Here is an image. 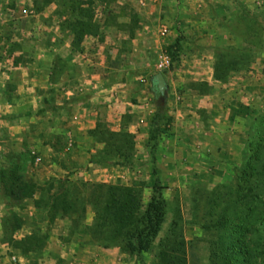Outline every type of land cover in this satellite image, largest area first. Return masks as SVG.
Wrapping results in <instances>:
<instances>
[{
    "label": "crops",
    "instance_id": "1",
    "mask_svg": "<svg viewBox=\"0 0 264 264\" xmlns=\"http://www.w3.org/2000/svg\"><path fill=\"white\" fill-rule=\"evenodd\" d=\"M97 3L105 9L101 19L94 14ZM56 8L52 2L38 10L30 0L28 7L17 6L10 33L0 22V130L7 135L0 139V171L11 165L8 153L22 159L24 148L31 153L39 169L29 174L35 191L26 199L28 209L47 214L50 198L75 184L137 186L143 196L144 179L130 184L125 174L145 159L185 164L215 180L232 177L249 121L264 111V59L247 68L238 64L225 76L217 67L228 60L224 49L264 52V42L244 37L264 33V0H95L91 26L76 43ZM162 26L169 27L165 37ZM162 52L177 54L163 75L164 95L152 70ZM160 98L157 126L164 133L152 153ZM98 127L134 136L130 166L99 160ZM152 177L151 190L158 179ZM54 210L52 224L62 231L29 251L32 264H127L119 248H104L84 233L94 218L90 206L76 234H63L74 219Z\"/></svg>",
    "mask_w": 264,
    "mask_h": 264
},
{
    "label": "rangeland",
    "instance_id": "2",
    "mask_svg": "<svg viewBox=\"0 0 264 264\" xmlns=\"http://www.w3.org/2000/svg\"><path fill=\"white\" fill-rule=\"evenodd\" d=\"M28 1L0 0V12H4L0 22L5 24V32L10 33L11 18L17 12V6L28 7ZM44 1L35 0L38 7ZM94 9V14L101 19L105 9L98 3ZM40 21L44 23L45 19ZM244 37L245 41L264 42L262 30ZM237 53L246 59L244 68L260 57L264 59V52L259 50L244 49ZM6 136V132L0 130V139ZM25 149L22 151L23 159L14 153L7 154L11 160L9 169L16 171L23 182L31 183L33 179L29 174L34 175L39 167L34 168L32 155ZM2 156L4 154L0 150V158ZM144 161L130 168L125 178L130 184L137 178L144 179L143 202H147L152 191L148 178L157 175L166 208L159 235L150 251L143 256L142 264H158L157 256L164 243L169 246L181 244L178 249L182 248L184 252L185 264H264V111L249 121L246 145L238 161L231 164L230 178H206L199 172L188 171L185 164ZM78 187L76 184L68 185L66 201H73ZM87 187L91 190L90 185ZM27 207L28 200L16 203L0 186V264H32L34 260L29 251L45 247L49 236L55 237L60 235L58 230L62 231V227L53 226L48 212L33 213ZM86 227H83L85 234ZM79 231L80 227L69 225L63 234ZM178 253L181 252L175 249L174 254L178 256ZM125 262L141 264L131 256L126 257Z\"/></svg>",
    "mask_w": 264,
    "mask_h": 264
},
{
    "label": "trees",
    "instance_id": "3",
    "mask_svg": "<svg viewBox=\"0 0 264 264\" xmlns=\"http://www.w3.org/2000/svg\"><path fill=\"white\" fill-rule=\"evenodd\" d=\"M95 0H45L38 7L55 2L56 13L63 18L62 26L72 32L74 42H79L89 30L93 18L92 4ZM106 5L112 0H100ZM38 6V3H37ZM243 50V49H241ZM240 50L224 49L222 60L217 67L218 72L225 76L230 70H238V64L246 65L244 56L237 52ZM171 57L172 68L177 60L175 52L168 53ZM238 56V58H236ZM236 59V60H235ZM171 68V69H172ZM167 73H163L165 76ZM158 97H163L157 93ZM162 98L158 101V113L152 120L153 128L150 132V151L156 149V144L164 133L157 126L163 118L164 105ZM98 141L103 144L99 151V160L111 165L130 166L131 152L134 148V136L128 132H112L105 128H99L94 132ZM123 159V161H119ZM114 160V161H113ZM117 160V161H116ZM264 166V165H263ZM253 169V167H251ZM9 182V183H8ZM0 184L6 196L16 203H22L32 198L35 185L23 182L20 175L11 169L0 171ZM91 186V190L86 189ZM86 189L87 192H84ZM83 190V192H81ZM65 191H67L65 189ZM66 194L53 195L47 206L53 219L57 210L64 215H69L76 222L84 218L86 207L90 206L94 212L93 222L86 227L87 234L102 247H117L121 252L136 258L141 264L143 256L147 254L155 239L158 237L165 219L166 201L156 179L152 193L147 202H143L141 190L137 186H124L122 184H80L72 202L65 199ZM65 200V202L63 201ZM39 205V202L36 203ZM55 207V208H53ZM78 219V220H76ZM181 244L169 246L162 245L158 253V264H185L186 257L181 249ZM182 247V245H181ZM175 249L179 252L176 256Z\"/></svg>",
    "mask_w": 264,
    "mask_h": 264
},
{
    "label": "built area",
    "instance_id": "4",
    "mask_svg": "<svg viewBox=\"0 0 264 264\" xmlns=\"http://www.w3.org/2000/svg\"><path fill=\"white\" fill-rule=\"evenodd\" d=\"M169 34V27L168 26H162L160 29V35L165 37ZM172 68V61H171V57L165 53L162 52L158 55L154 65H153V73L154 75L161 73L163 75V73H168L171 71Z\"/></svg>",
    "mask_w": 264,
    "mask_h": 264
},
{
    "label": "water",
    "instance_id": "5",
    "mask_svg": "<svg viewBox=\"0 0 264 264\" xmlns=\"http://www.w3.org/2000/svg\"><path fill=\"white\" fill-rule=\"evenodd\" d=\"M154 81L156 83L157 86V90L161 95L165 94V82H164V77L161 73H158L155 75L154 77Z\"/></svg>",
    "mask_w": 264,
    "mask_h": 264
}]
</instances>
